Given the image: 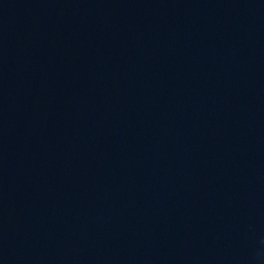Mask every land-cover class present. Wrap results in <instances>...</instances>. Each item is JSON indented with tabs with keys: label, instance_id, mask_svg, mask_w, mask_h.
<instances>
[{
	"label": "water",
	"instance_id": "water-1",
	"mask_svg": "<svg viewBox=\"0 0 264 264\" xmlns=\"http://www.w3.org/2000/svg\"><path fill=\"white\" fill-rule=\"evenodd\" d=\"M0 264H264V0H0Z\"/></svg>",
	"mask_w": 264,
	"mask_h": 264
}]
</instances>
